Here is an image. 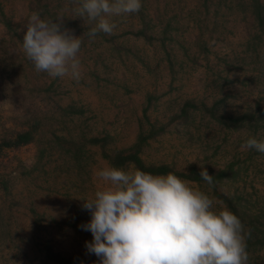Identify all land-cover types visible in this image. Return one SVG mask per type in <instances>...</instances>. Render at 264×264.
Wrapping results in <instances>:
<instances>
[{"label": "rangeland", "instance_id": "obj_1", "mask_svg": "<svg viewBox=\"0 0 264 264\" xmlns=\"http://www.w3.org/2000/svg\"><path fill=\"white\" fill-rule=\"evenodd\" d=\"M80 3L0 0L10 19L5 25L0 15V140L37 121L34 139L0 148V264H64L49 249L99 264L86 248L92 233L80 225L91 215L80 199L105 186L96 172L115 167L104 150L129 147L153 122L157 132L142 144V158L178 170L233 163L235 177L222 190L246 213L262 212L253 230L264 239V153L242 147L252 137L264 141L256 0H141L138 12L111 18L113 34L95 38L88 36L94 25L76 14ZM39 10L52 21L64 17L63 26L81 37L79 81L38 72L26 57L25 24ZM214 102L217 114L254 111V120L234 128L212 115ZM179 177L222 202L214 210L227 207L207 184ZM247 251L249 264H264V245Z\"/></svg>", "mask_w": 264, "mask_h": 264}, {"label": "clouds", "instance_id": "obj_2", "mask_svg": "<svg viewBox=\"0 0 264 264\" xmlns=\"http://www.w3.org/2000/svg\"><path fill=\"white\" fill-rule=\"evenodd\" d=\"M141 0H81L78 17L94 26L88 32L111 35L112 17L138 12ZM64 17L42 19L33 12L25 24L23 50L38 72L79 81L81 37L63 26ZM242 147L264 153V141L249 138ZM105 186L83 201L91 219L80 225L99 264H249L251 231L222 202L190 186L173 172L103 167L95 173ZM200 178L214 187V176L201 166Z\"/></svg>", "mask_w": 264, "mask_h": 264}, {"label": "trees", "instance_id": "obj_3", "mask_svg": "<svg viewBox=\"0 0 264 264\" xmlns=\"http://www.w3.org/2000/svg\"><path fill=\"white\" fill-rule=\"evenodd\" d=\"M254 17L257 20V25L259 26V29L261 28L264 31V4L260 2L259 0H256V4L254 6ZM39 14L41 15L42 19L46 20H52V18L49 16V14L43 10H39ZM0 15L3 17L2 20L5 23V25L10 26V19L6 16L5 12L0 8ZM10 28V27H9ZM217 102H214L211 104L210 107H208L213 113L212 115H215L218 119H224L227 124H233L232 126L234 128H239L245 123L250 124L254 120V111H245L238 114H217L215 113V106ZM183 112H186V109L183 107ZM36 119L33 118L31 122H29V125L27 128L21 127L18 128L15 132L13 131L10 135L7 137H2L0 140V148L2 146H19L21 144L27 143L34 139L35 134L33 133V129L36 124ZM151 123V122H150ZM156 125L155 122L151 124V127L148 129L149 131H143L138 136L136 141L131 144L129 147L122 148V149H115L111 151L110 153L106 152L104 150V155L107 156L110 163L115 167H124L127 165H132L135 169H140L145 172H149L152 174H164L166 175L169 172L175 173L177 176H185L186 178L198 181L199 184H206L201 178H200V172L201 168L197 167L196 164L192 163L189 164L186 170H178L174 166H172L169 163L161 162V163H153V162H146L142 156L140 155V150L142 147V144L144 141H146V138L152 137L155 135L157 130L155 129ZM160 130H164L163 126L159 127ZM58 140L63 141L65 144L70 141L62 140L59 138V136H56ZM91 140L97 141L98 137H92ZM70 145V144H68ZM70 149V147L68 146ZM210 175L214 176V187L212 188V192L214 195L221 198L227 205V208L231 210L234 214H236L243 225L245 226L246 231H251V237L247 239V245H256V248L263 247L264 245V239L257 235L253 229H256L258 226H256V221L259 220V217L261 216V213L256 212L254 214L246 213V211L243 209L242 206L239 205V203L235 200V197L232 193L226 192L222 190L221 184L226 180H232L235 177V174L237 170L234 168V164L230 163L227 166L223 168H219L216 171H213V169H207ZM249 217L248 222L245 221V218ZM254 239V240H253ZM48 255L57 261L64 263V264H81L82 261L80 259H74L70 257H65L64 255L60 254L59 252H56L52 249L48 250Z\"/></svg>", "mask_w": 264, "mask_h": 264}]
</instances>
